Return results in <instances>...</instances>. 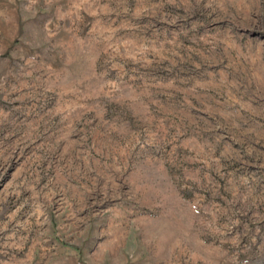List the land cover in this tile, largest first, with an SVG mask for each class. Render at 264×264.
Here are the masks:
<instances>
[{"label": "rangeland", "instance_id": "obj_1", "mask_svg": "<svg viewBox=\"0 0 264 264\" xmlns=\"http://www.w3.org/2000/svg\"><path fill=\"white\" fill-rule=\"evenodd\" d=\"M0 264H264V0H0Z\"/></svg>", "mask_w": 264, "mask_h": 264}]
</instances>
